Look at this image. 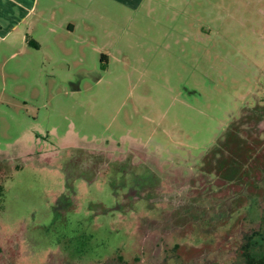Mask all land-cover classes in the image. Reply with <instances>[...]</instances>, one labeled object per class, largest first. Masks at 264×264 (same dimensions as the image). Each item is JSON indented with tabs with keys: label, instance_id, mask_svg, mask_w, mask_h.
Wrapping results in <instances>:
<instances>
[{
	"label": "rangeland",
	"instance_id": "374dc122",
	"mask_svg": "<svg viewBox=\"0 0 264 264\" xmlns=\"http://www.w3.org/2000/svg\"><path fill=\"white\" fill-rule=\"evenodd\" d=\"M171 2L123 27L103 12L71 60L70 43L0 41V264H264L257 213L208 208L183 232L174 210L224 197L257 137L246 160L264 156V0ZM150 173L155 211H118Z\"/></svg>",
	"mask_w": 264,
	"mask_h": 264
},
{
	"label": "crops",
	"instance_id": "0c3cea01",
	"mask_svg": "<svg viewBox=\"0 0 264 264\" xmlns=\"http://www.w3.org/2000/svg\"><path fill=\"white\" fill-rule=\"evenodd\" d=\"M160 4L167 11L175 10L171 0L161 3L159 0H0V41L10 40L20 44L22 49L32 48L27 45L29 38L38 44L36 50H44L47 42L70 43L64 47V57L71 60L77 54V38L92 40L84 28L95 24L96 17L103 12L106 18L123 27L125 17L129 21L132 19L131 12L153 11ZM81 32L84 35L78 36ZM123 33L121 30L120 36ZM101 56L100 68L105 69L108 58L104 54ZM66 66L71 67L70 61Z\"/></svg>",
	"mask_w": 264,
	"mask_h": 264
},
{
	"label": "trees",
	"instance_id": "16d2710c",
	"mask_svg": "<svg viewBox=\"0 0 264 264\" xmlns=\"http://www.w3.org/2000/svg\"><path fill=\"white\" fill-rule=\"evenodd\" d=\"M27 45H29L30 47L35 48V49L38 48V44L29 38L27 39ZM101 63H104V60L102 58H101ZM256 115L258 117L257 123L261 122L262 121L261 118L264 117V112L260 111ZM255 139H256V141H255ZM255 139L252 140V144H249V147L250 146L251 147L256 146L257 143L259 144V138L257 137ZM262 146H264V145H262ZM249 147L241 148V150H240V153L245 154V155L241 156V157H244V161L243 160H238V161L234 160L235 163H232L230 160H228V162H225L226 165H229L230 162L232 164H230V166H231L229 168L230 169V172H229L230 176H229V178L226 179L227 182H223L224 184L221 185V186L225 187V191H224L225 196L224 197H221L218 200L216 198H213L212 199L213 201L209 200L206 195L203 197L197 196L196 198H194L193 196H191L192 198L186 197L182 200L180 199V202H178L179 203L178 207H180V208L182 207L184 212H182L181 218H179V222H178V226H176V230L178 228H180V229L183 228L182 231L184 232V229L186 228L187 223L195 218L196 214L193 215L194 212H198L200 214L202 213V214L206 215L208 208L209 209H216L220 205H224L225 211H227L229 213H233V215L242 214L244 216L243 220L248 219L247 217H249L250 214L257 213L255 215L256 217H258V215H259V217L257 219H259L261 217V215H264V205H262L260 203H259L260 205L257 206L258 209L253 211V206L255 205V202L256 203L258 202V200H255L254 197L259 195L262 198H264V164H262V165L259 164L260 162L264 163V156H262L260 158L262 161L256 158L255 162L251 163L253 165H251L250 160H253V159H251L249 157V150H250ZM260 148L257 147L255 157L259 156ZM247 158L250 160L247 161L246 160ZM223 161H225V160H223ZM249 164H250V166H249ZM237 165L241 166L240 170H238L237 167H234ZM232 189H233V191H231ZM223 190H224V188L220 187V189H218V193L215 192V194L217 193L216 194L217 197H219L220 193H222ZM215 194H213V195H215ZM3 196H4V184H3V180L0 178V204H1V206H2ZM204 198H207V199L205 200ZM214 200H217L216 203ZM262 201H264V200H262ZM157 202L160 203L159 198H157V199L155 198V202H149L146 200L143 201V203H145V205H146L145 211H147L148 213L149 212L152 213L153 211H155L156 205L158 204ZM259 202H260V200H259ZM136 203L137 202L129 203L127 205V210L136 211ZM155 203H157V204H155ZM209 203L211 204V207H206V206L202 205V204L209 205ZM105 211L107 212L108 209H105ZM227 212H225V213H227ZM212 213H213V215H212L213 219L210 220L207 227H205V226L201 227V225H202V223H201L202 216L201 215H200L201 217L196 218L197 219L196 221H198L197 222V226H198L197 228L198 229H201L202 231L207 230L209 227L213 226L215 221H217L218 219L219 220L222 219V218L221 219L220 218L215 219V217L218 216L217 215L218 213H216V212H212ZM226 216H227V214H225L223 217H226ZM262 224H264V221H262Z\"/></svg>",
	"mask_w": 264,
	"mask_h": 264
},
{
	"label": "flooded vegetation",
	"instance_id": "af4514ba",
	"mask_svg": "<svg viewBox=\"0 0 264 264\" xmlns=\"http://www.w3.org/2000/svg\"><path fill=\"white\" fill-rule=\"evenodd\" d=\"M151 175L153 176V178L149 179V182L147 184H144L143 180H139V182L137 184L132 185L129 188H127V189H129L128 193L125 194L122 198H119L117 201L116 209L118 211L121 207L127 209V205L131 202H139V201L143 202L145 200L146 201L152 200L150 197L151 195H149V192H146V188L155 184L154 181L156 180V177L153 174H151ZM124 203L126 206L124 205ZM174 210H176V212H177V218L178 219L181 218V214H182V212H184L183 208L182 207L180 208L176 205ZM259 219H257V220H259V223H262V220H264V218H261V217Z\"/></svg>",
	"mask_w": 264,
	"mask_h": 264
}]
</instances>
